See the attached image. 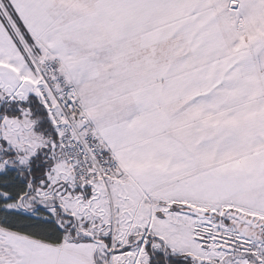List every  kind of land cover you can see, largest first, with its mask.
<instances>
[{
  "label": "snow or ice",
  "instance_id": "6c2138e0",
  "mask_svg": "<svg viewBox=\"0 0 264 264\" xmlns=\"http://www.w3.org/2000/svg\"><path fill=\"white\" fill-rule=\"evenodd\" d=\"M0 264H264V0H0Z\"/></svg>",
  "mask_w": 264,
  "mask_h": 264
}]
</instances>
